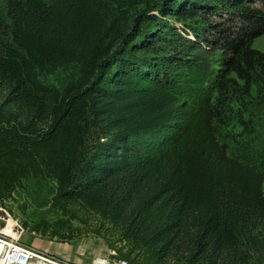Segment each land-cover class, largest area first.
Masks as SVG:
<instances>
[{
    "label": "trees",
    "instance_id": "16d2710c",
    "mask_svg": "<svg viewBox=\"0 0 264 264\" xmlns=\"http://www.w3.org/2000/svg\"><path fill=\"white\" fill-rule=\"evenodd\" d=\"M129 2L0 0V210L43 177L54 205L94 215L96 236L131 264H264V150L232 156L216 135L219 102L179 99L170 67L186 37L169 23L196 41L220 14L216 90L239 80L248 95L264 79L251 47L264 0H175L132 24ZM59 70L71 72L61 88L40 80Z\"/></svg>",
    "mask_w": 264,
    "mask_h": 264
},
{
    "label": "rangeland",
    "instance_id": "374dc122",
    "mask_svg": "<svg viewBox=\"0 0 264 264\" xmlns=\"http://www.w3.org/2000/svg\"><path fill=\"white\" fill-rule=\"evenodd\" d=\"M182 1H187V6L191 3V0H179ZM174 2L175 0H131L127 8L133 18L128 24H132L134 17L142 13L160 18L158 12L162 5ZM253 3L258 5L255 1ZM219 16L220 14L212 16L208 23L201 25L205 27L206 33L204 36L199 35L196 41L192 39L191 31L183 24L184 21L168 19L179 34L186 37L182 42L179 41V49L175 51L178 57L173 59L170 73L180 100L190 103L199 98L204 104L211 106L219 102L216 107L218 119L215 122L218 140L227 146L232 156L247 159L264 150V79L248 95L239 80L235 87L227 90V95L223 97L218 94L214 79L224 54V45L213 31L219 30ZM149 21L142 18L140 24L143 27ZM195 22L193 20V25ZM187 23L192 21L188 20ZM148 36L152 37V34ZM205 41L209 45L204 44ZM251 47L264 53V34L254 39ZM70 74V70H59L53 75L41 76L40 80L46 85L61 88ZM2 95L0 92V100ZM54 197L53 181L29 176L3 201L0 213L8 212L10 218L0 214V229L7 233L11 225L22 244L53 254L72 264H91L95 258H107L109 249L115 248L107 246L105 239L94 233L97 230L101 235L104 234V230H100L99 220L72 205L68 208L76 218L64 214L54 205ZM114 247L126 250L124 241L116 242ZM116 253L119 255L117 250ZM168 264L176 263L169 261Z\"/></svg>",
    "mask_w": 264,
    "mask_h": 264
},
{
    "label": "built area",
    "instance_id": "2783aa9c",
    "mask_svg": "<svg viewBox=\"0 0 264 264\" xmlns=\"http://www.w3.org/2000/svg\"><path fill=\"white\" fill-rule=\"evenodd\" d=\"M1 217V216H0ZM9 225L7 233L0 229V264H72L53 254L22 244L17 231ZM107 258H95L91 264H131L109 249Z\"/></svg>",
    "mask_w": 264,
    "mask_h": 264
}]
</instances>
